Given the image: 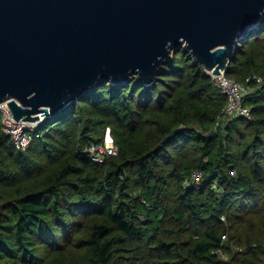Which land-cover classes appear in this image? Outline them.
I'll return each mask as SVG.
<instances>
[{
	"label": "trees",
	"instance_id": "1",
	"mask_svg": "<svg viewBox=\"0 0 264 264\" xmlns=\"http://www.w3.org/2000/svg\"><path fill=\"white\" fill-rule=\"evenodd\" d=\"M225 75L249 118H221L225 94L182 47L151 84L102 80L43 118L25 149L0 115V264H264V15ZM106 132L117 153L93 161Z\"/></svg>",
	"mask_w": 264,
	"mask_h": 264
},
{
	"label": "water",
	"instance_id": "2",
	"mask_svg": "<svg viewBox=\"0 0 264 264\" xmlns=\"http://www.w3.org/2000/svg\"><path fill=\"white\" fill-rule=\"evenodd\" d=\"M264 0H0V103L54 116L102 80L151 84L179 48L225 72Z\"/></svg>",
	"mask_w": 264,
	"mask_h": 264
},
{
	"label": "built area",
	"instance_id": "3",
	"mask_svg": "<svg viewBox=\"0 0 264 264\" xmlns=\"http://www.w3.org/2000/svg\"><path fill=\"white\" fill-rule=\"evenodd\" d=\"M208 73L211 75L213 83L226 96V103L224 105L221 118H225L226 116H241L249 118L250 107L244 101L245 95L247 93L245 85L231 78H228L223 71H221L219 74H212L211 71H208ZM252 79H254L258 83L261 82V78L254 73H250L246 80L249 81ZM5 103L6 102L0 103L2 130L11 138L16 148L25 149L31 140V135L30 133H28V131L33 130L40 121L31 124L22 123V119L15 120ZM85 151L88 153L91 160L102 162L105 156L115 155L117 153V146L110 138V140L105 139L103 143H90L86 147ZM201 177L202 171L193 170L190 174V177L186 178L183 181V184L188 185L190 183H198Z\"/></svg>",
	"mask_w": 264,
	"mask_h": 264
},
{
	"label": "rangeland",
	"instance_id": "4",
	"mask_svg": "<svg viewBox=\"0 0 264 264\" xmlns=\"http://www.w3.org/2000/svg\"><path fill=\"white\" fill-rule=\"evenodd\" d=\"M32 130H29L28 133H31ZM111 137H109V134L108 132H106V135H105V139L106 140H110Z\"/></svg>",
	"mask_w": 264,
	"mask_h": 264
}]
</instances>
